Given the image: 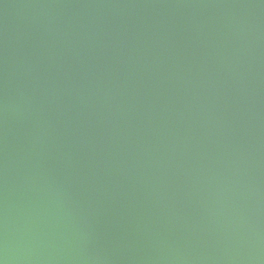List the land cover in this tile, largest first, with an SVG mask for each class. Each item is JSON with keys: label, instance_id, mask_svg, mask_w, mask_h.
Returning a JSON list of instances; mask_svg holds the SVG:
<instances>
[{"label": "water", "instance_id": "1", "mask_svg": "<svg viewBox=\"0 0 264 264\" xmlns=\"http://www.w3.org/2000/svg\"><path fill=\"white\" fill-rule=\"evenodd\" d=\"M0 264H264V0H0Z\"/></svg>", "mask_w": 264, "mask_h": 264}]
</instances>
